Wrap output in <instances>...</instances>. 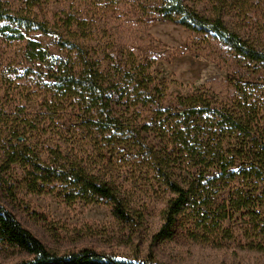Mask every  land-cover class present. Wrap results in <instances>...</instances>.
Wrapping results in <instances>:
<instances>
[{
	"label": "rangeland",
	"instance_id": "obj_1",
	"mask_svg": "<svg viewBox=\"0 0 264 264\" xmlns=\"http://www.w3.org/2000/svg\"><path fill=\"white\" fill-rule=\"evenodd\" d=\"M0 1L2 11L26 10L22 0ZM184 1L201 14H220L230 29L264 47V0ZM109 5L103 11L93 0H56L35 11L39 17H50L65 10L87 19L95 57L109 68L111 78L119 80L120 88L127 86L130 75L161 85L165 99L155 93L154 102H148V91L140 90L134 101L119 100L116 110L122 120L142 125L157 102L193 94L238 111L249 123L250 109L256 113L261 107L264 112V76L250 78V63L241 61L220 40L151 18L134 0L114 8ZM2 31L0 204L49 251L65 254L92 248L141 264H264V231L250 223V184L232 182L222 192L215 183L209 184L203 200L193 199L171 236L161 239L160 212L169 195L165 176L175 172L186 177L187 171L172 144L154 129L149 134L154 147L148 139L140 146L125 142L114 149L100 142L98 147L101 133L86 126L92 111L88 97L70 98L47 79L48 64L41 62V55L47 61L60 55L54 36L33 33L18 39L17 34ZM250 93L263 101L250 99ZM23 144L34 153L81 151L99 173L116 181L126 216L115 215L105 199L78 192L69 183L43 180V174L27 162L9 163L7 157ZM149 150L155 153L152 160L144 156ZM236 188L244 199L238 210L226 201ZM29 258L24 249L0 238L1 264Z\"/></svg>",
	"mask_w": 264,
	"mask_h": 264
},
{
	"label": "trees",
	"instance_id": "obj_2",
	"mask_svg": "<svg viewBox=\"0 0 264 264\" xmlns=\"http://www.w3.org/2000/svg\"><path fill=\"white\" fill-rule=\"evenodd\" d=\"M53 1L56 0H22L26 10L18 8L12 12L11 9L2 11L0 1L1 33H15L18 39L33 33L54 36L60 55L48 61L41 55V62L48 64L47 79L59 84L61 93L70 98L79 94L88 97L92 111L86 126L96 127L101 133L99 142H96L98 147L100 142L114 149L125 142L140 146V142L146 139L154 147L155 139L151 140L149 135L154 129L160 130L163 140L172 144L173 151L180 155L179 163L187 171L186 177L175 172L165 176L169 195L160 212L162 224L158 237L166 239L171 236L181 213L192 204L193 199L199 197L203 200L209 184L215 183L218 192H222L232 182L240 180L242 184H250V223L264 231V112L261 107L256 113L250 109L249 123L238 111L216 105L202 94L178 95L166 102H157L156 107L149 111L150 118L142 125L129 119L122 120L116 110L119 100L134 101L141 96L140 90H146V101L154 102L155 93L165 99L166 92L163 93L161 85L151 83L150 78L149 81L145 78L138 80L133 75L129 76L131 80L127 86L120 88L119 80L111 78L109 68L95 57V49L90 43L92 26L87 19L65 10L50 17L38 16L35 10L48 8ZM93 1L99 9L106 11L108 3L110 8H114L125 0ZM134 1L137 8L143 13H150L151 18L157 16L190 31L214 36L241 61L250 63V78L263 79L264 47L230 29L220 14H201L184 0ZM253 96L250 93V99L263 101ZM31 150L23 144L13 149L7 161L20 165L27 162L33 171L43 174V180L53 178L69 183L78 192L105 199L115 215L126 216L116 181L99 173L92 160L84 159L81 151L59 149L34 153ZM144 156L152 160L155 153L149 150ZM226 201L230 202L232 209L239 208L244 202L241 189H234ZM0 238L29 254V259L16 264H141L117 260L92 248L65 254L51 252L1 204Z\"/></svg>",
	"mask_w": 264,
	"mask_h": 264
}]
</instances>
